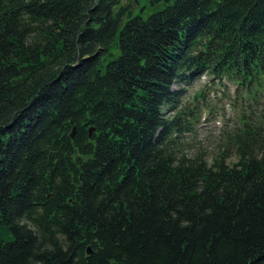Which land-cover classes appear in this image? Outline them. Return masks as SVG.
<instances>
[{
  "label": "trees",
  "instance_id": "obj_1",
  "mask_svg": "<svg viewBox=\"0 0 264 264\" xmlns=\"http://www.w3.org/2000/svg\"><path fill=\"white\" fill-rule=\"evenodd\" d=\"M0 264H264V0H0Z\"/></svg>",
  "mask_w": 264,
  "mask_h": 264
},
{
  "label": "rangeland",
  "instance_id": "obj_2",
  "mask_svg": "<svg viewBox=\"0 0 264 264\" xmlns=\"http://www.w3.org/2000/svg\"><path fill=\"white\" fill-rule=\"evenodd\" d=\"M237 86L226 80L216 79L213 81L209 76L203 77L198 83L188 88L184 100L193 101L197 93L201 95L196 99L199 100L207 92V100L202 113L200 123L196 126V135H188L185 138L187 142L186 154L194 155L200 149H204L208 154V160L218 149L220 135L227 124H233L237 119L239 111L233 109ZM202 103V100L200 101ZM235 158H233L234 160Z\"/></svg>",
  "mask_w": 264,
  "mask_h": 264
},
{
  "label": "water",
  "instance_id": "obj_3",
  "mask_svg": "<svg viewBox=\"0 0 264 264\" xmlns=\"http://www.w3.org/2000/svg\"><path fill=\"white\" fill-rule=\"evenodd\" d=\"M200 95H201V93L199 92V93H197V94L194 96V98L197 99ZM93 130H94V129L91 128V129H90V132H92ZM75 132H76V126L73 127V131H72V133H71V136H72V137H74ZM88 252L90 253V250H88Z\"/></svg>",
  "mask_w": 264,
  "mask_h": 264
}]
</instances>
